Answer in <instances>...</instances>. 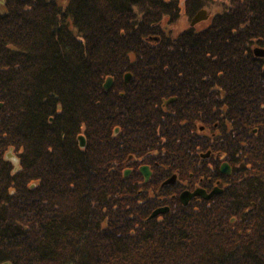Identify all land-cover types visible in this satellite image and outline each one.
<instances>
[{
  "label": "trees",
  "instance_id": "obj_1",
  "mask_svg": "<svg viewBox=\"0 0 264 264\" xmlns=\"http://www.w3.org/2000/svg\"><path fill=\"white\" fill-rule=\"evenodd\" d=\"M212 2L0 0V93L23 148L0 185V264H264V213L237 226L235 203L184 206L162 186L178 165L189 175L198 127L184 116L226 111L235 136L264 123V0H222L201 29L163 25ZM130 155L153 183L124 176Z\"/></svg>",
  "mask_w": 264,
  "mask_h": 264
},
{
  "label": "flooded vegetation",
  "instance_id": "obj_2",
  "mask_svg": "<svg viewBox=\"0 0 264 264\" xmlns=\"http://www.w3.org/2000/svg\"><path fill=\"white\" fill-rule=\"evenodd\" d=\"M257 47L264 49V45L257 44L255 48ZM252 58L255 65L264 69V53L257 55L253 52ZM109 86V90L115 86L114 77ZM209 89L220 88L211 85ZM208 101L209 94L205 102L206 108H208ZM232 102L235 107L243 104V101L239 99ZM232 102H225L224 106L227 107ZM195 105L200 107L201 104L192 103L191 107ZM8 112L6 101L0 93V185L3 188L6 179L5 171H8L9 177H12L22 169L23 148L14 144V138H11L8 132ZM222 117L225 123L221 119L212 122L209 113L207 117L201 113L197 116H184V122L189 119L198 127V131L193 138L189 156V177L185 175L187 167L178 165L176 169H173L175 180L171 185H174V195L178 193L180 203H182L183 193L198 191L189 198L186 205L182 203L184 206L201 205L202 207V205L211 206L219 202L235 203L236 210L230 217V223L235 224L240 220L255 218L260 213H264V123H257L251 133L241 132V136H235L232 124L227 123L230 120L229 117L226 115ZM133 161V155H130L124 167L130 169V174L139 171L143 165L153 167L141 162H137L136 165L132 163ZM160 166L163 167V164ZM154 174L158 176L157 171ZM154 174L149 182H145V185L153 183ZM13 184L11 181L8 186ZM235 225L238 226V223Z\"/></svg>",
  "mask_w": 264,
  "mask_h": 264
},
{
  "label": "rangeland",
  "instance_id": "obj_3",
  "mask_svg": "<svg viewBox=\"0 0 264 264\" xmlns=\"http://www.w3.org/2000/svg\"><path fill=\"white\" fill-rule=\"evenodd\" d=\"M214 1H215L214 2L215 4L212 2L211 4H213V5L209 4V5L205 6V8L210 10L212 14H214L217 11L222 10V7H221L222 5L219 6V4H221L222 0H214ZM212 17H213V15H212ZM207 21L210 22V18L207 19ZM207 21L201 22L199 25L196 26V29H201V28L205 27L207 24ZM163 25L167 26L168 28L176 29V31H180V30H183V29H186L187 27H189L190 18L186 14L183 13L177 22L170 24L169 20H165ZM237 112H238V110H237ZM225 113H226V111L222 112V115Z\"/></svg>",
  "mask_w": 264,
  "mask_h": 264
},
{
  "label": "water",
  "instance_id": "obj_4",
  "mask_svg": "<svg viewBox=\"0 0 264 264\" xmlns=\"http://www.w3.org/2000/svg\"><path fill=\"white\" fill-rule=\"evenodd\" d=\"M205 17H207V12H206V10H201V11H199L198 12V14L194 17V19H193V24L196 22V21H199V20H201L202 18H205ZM260 49H257L256 50V52L257 53H263L262 51H259ZM130 75L128 74L126 77H127V79H129L128 77H129ZM112 82V79L111 78H108L107 80H106V82H105V84H104V87L106 88V89H109V85H110V83ZM79 141H80V145L81 146H84V143H85V139H84V136L83 135H81V136H79ZM145 168V167H144ZM144 168H141L142 169V173L146 176V178L148 179L149 178V176H150V172H149V169L146 167L145 169ZM125 175H127V174H125ZM172 180H168L167 181V183L168 182H171ZM198 192H196L195 194H197ZM194 193H192V194H190V193H187V194H183L182 195V201L184 202V203H187V201L189 200V198L191 197V196H193V195H195ZM167 211V208H160V209H157V210H155L154 212H153V216L154 215H156L157 213H161V212H166ZM5 264H10V263H8V262H6Z\"/></svg>",
  "mask_w": 264,
  "mask_h": 264
}]
</instances>
